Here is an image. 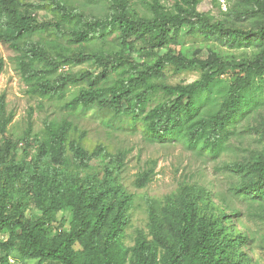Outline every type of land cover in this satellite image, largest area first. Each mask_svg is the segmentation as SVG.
Masks as SVG:
<instances>
[{"label": "trees", "instance_id": "16d2710c", "mask_svg": "<svg viewBox=\"0 0 264 264\" xmlns=\"http://www.w3.org/2000/svg\"><path fill=\"white\" fill-rule=\"evenodd\" d=\"M109 1L115 8L111 17L88 20L64 12L62 20L50 24L23 12L20 0H0V40L13 49L20 50L19 43L50 30L55 36L50 42L31 43L26 58L19 63L31 95L64 101L69 110L97 107L117 117L129 116L134 123L143 121L154 140H184L219 155L233 126L264 103V23L255 32L228 29L223 22L211 23L198 12L201 0H177L173 10L152 0L150 18L134 13L129 0ZM251 2L264 16V2ZM192 21L218 43L232 48L255 46L259 52L249 61L237 63L214 51L204 60L191 58L183 48L171 49L180 45L184 28ZM112 34H118L119 51L86 50L89 43ZM162 49L168 52L151 65L134 59L135 54ZM85 63H93L99 72L61 71ZM168 67L176 74L197 69L202 75L191 84L165 85L160 76ZM227 75L232 77L231 82L224 84L222 78ZM104 82L111 83L102 85ZM73 87L78 92L68 101L67 94ZM157 98L162 101L150 108ZM10 122L2 98L3 138ZM44 126L34 163L27 172L25 166L12 160L11 143L0 144V234H7L0 240V264H125L120 239L132 197L119 184L118 173L126 155L112 154L104 145L87 150L73 137L78 129L68 120L48 118ZM97 167L104 169L101 182L79 174ZM251 168L255 183L235 189V194L257 202L259 209L254 217L264 220V163L255 162ZM149 182L150 175L143 173L136 186L143 189ZM30 193L42 213L36 221L26 216ZM60 215L69 216L67 223L65 217L59 220ZM152 220L156 230L162 232L160 221L153 216ZM66 224L68 228L61 230ZM52 228L60 229L58 235L51 237ZM227 231L223 217L202 216L198 196L187 193L176 218L175 247L164 264H245L236 252L246 238L224 235ZM261 251L264 253V247ZM139 264H158L156 252L141 245Z\"/></svg>", "mask_w": 264, "mask_h": 264}, {"label": "rangeland", "instance_id": "374dc122", "mask_svg": "<svg viewBox=\"0 0 264 264\" xmlns=\"http://www.w3.org/2000/svg\"><path fill=\"white\" fill-rule=\"evenodd\" d=\"M129 1L134 13L152 17V0ZM159 1L168 10H173L177 2ZM20 3L22 11L32 13L40 23L54 24L62 20L64 12L76 13L88 20L115 14V8L109 0H20ZM198 12L211 23L223 22L228 29L255 32L264 23V16L251 0H201ZM77 28L81 29L82 26L78 25ZM52 40H55V36L51 30L25 39L19 43L20 50L0 40V101L5 99L6 114L11 119L6 137L0 134V144L5 141L11 143L12 160L25 166L27 172L34 163L37 140L43 136L45 120H68L78 129L73 137L79 139L87 150L92 151L96 146L104 145L112 154L126 155L125 165L118 173L119 184L132 197L127 225L120 239L125 264H139L141 245L150 247L152 253L155 251L156 262L164 264L171 248L175 247L176 218L187 193L198 196L202 216L224 218L225 229L229 230L224 235L246 238L236 252L238 257L243 256L245 264H264V253L261 251V247H264V220L254 217L259 205L245 195L235 194V189L255 183L256 175L251 166L255 162L264 163V103L233 126L225 148L219 155L214 156L199 147H192L184 140L157 141L148 135L143 121L134 123L129 116L117 117L112 111L97 107L69 110L65 108L64 101L45 100L31 95L20 74L19 63L26 58L25 51L31 43ZM179 42V46L175 48L172 45L171 49L183 48L193 59H208L211 51H214L227 60L241 63L249 61L259 52L255 46L232 48L218 43L205 35L203 27L195 21L185 26ZM120 49L118 34L86 45L90 53ZM167 52L168 49L145 51L135 54L134 59L151 65ZM62 70L72 73L99 72L93 63L66 66ZM201 75L197 69L176 74L174 68L168 67L162 72L160 82L172 86L187 85L200 80ZM116 77L113 75V78ZM231 78L230 75L225 76L222 78L223 83H230ZM110 83L104 82L102 85ZM77 92V87L71 88L67 100ZM160 101L161 98L154 100L150 108ZM143 173L150 175V182L141 189L136 186V181ZM79 174L83 178L94 176L96 183L105 177L102 167L91 172L79 171ZM0 177L3 178L1 170ZM30 197L26 216L36 221L42 217V213L34 194L30 193ZM152 216L160 221L162 232L154 227ZM64 217V223H67L68 215H60L59 220ZM67 228L68 224L61 230ZM59 232L60 229L52 228L51 237ZM6 236V233L0 234V240H5Z\"/></svg>", "mask_w": 264, "mask_h": 264}]
</instances>
